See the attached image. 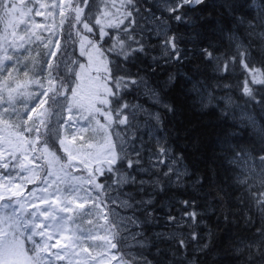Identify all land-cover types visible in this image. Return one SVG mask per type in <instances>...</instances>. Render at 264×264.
<instances>
[{"label": "snow or ice", "instance_id": "6c2138e0", "mask_svg": "<svg viewBox=\"0 0 264 264\" xmlns=\"http://www.w3.org/2000/svg\"><path fill=\"white\" fill-rule=\"evenodd\" d=\"M208 3L0 0V264H202L215 236L205 213L182 200L176 217L158 198L172 189L199 193L206 176L193 178L176 147L183 137L166 127L178 111L167 98L177 73L151 80L161 60L184 64L193 52L217 79H196L199 65L182 73L188 104L215 113L211 159L240 190L232 213L240 220H223L250 233L213 259L264 264V0H213L222 11L199 14ZM172 22L189 34L172 32ZM204 38L206 47L181 46ZM156 48L161 54L150 55ZM201 146L193 137V150ZM219 192L227 194L218 188L214 199ZM162 219L171 227L149 233Z\"/></svg>", "mask_w": 264, "mask_h": 264}, {"label": "trees", "instance_id": "16d2710c", "mask_svg": "<svg viewBox=\"0 0 264 264\" xmlns=\"http://www.w3.org/2000/svg\"><path fill=\"white\" fill-rule=\"evenodd\" d=\"M213 0H209V3L204 6L203 9L199 10V14H206L207 12H213L214 16L218 9L210 7ZM172 32H177L181 34H189L190 29L185 25H177L172 22L171 25ZM206 37L211 39H217L212 37L210 31L205 28L201 30ZM171 34V33H170ZM150 43L159 44L160 41H157L155 38H150ZM208 43L207 38L201 39L199 43L183 41L181 43L182 47L192 48V47H206ZM227 48L226 44H222L218 49V52H222ZM160 51V50H159ZM158 49L153 50L150 55L156 54L158 56ZM255 55V53H254ZM191 62H185L184 64H175L169 63L164 64L161 60L156 67L155 76L151 77L153 84L158 82H163L167 79L170 73H177L176 82L171 86L167 92V98L174 101L177 105L178 111L177 115L173 118H170L166 124L167 128L174 129L179 132L180 136L183 139H180L176 143L178 150L183 149L187 156V163L190 170L193 173V178L195 175H205L206 180L203 189L196 193L191 188L184 189H172L167 191L165 194L158 198V203L160 201H168L171 204V215L179 217L184 211L182 205L178 201L182 200H195L197 206L195 209L189 208L188 211H198L204 212L205 215L203 219L206 221L207 226L212 229L215 233L213 238V249L206 257H202V264H236V261L229 255L223 260L220 257L213 259V253L219 252L224 253L230 241H234L236 236H249L245 229L239 226V224L224 223L223 214L228 213L229 220H240V216H233L232 213L236 212L239 208L236 203L235 197L240 195V190L231 186V181L226 183L225 177L228 176V172L222 167H218L217 164L212 162V153L216 145L217 135L220 129L216 125L215 113L210 112L205 115H201L191 109L188 104V97L185 95L186 90L191 87V84L186 81L182 73L187 72L190 75L192 74V66L199 65L201 71L196 74V79H205L209 84L217 79L211 71V64H208L204 61L203 57L199 56L197 53H190ZM142 66L147 68L149 67L151 61L150 59H145L141 57ZM259 67V65H257ZM135 71L136 69L133 68ZM234 79H243V76L232 77L228 76L224 78V82H230ZM218 95H223L222 92L217 93ZM232 95L239 101L243 102L239 97L237 92H233ZM132 97V95H131ZM132 101V98L128 99ZM199 137L201 140V150L195 151L192 148V138ZM247 140L241 141V143H246ZM213 169L216 170L215 177H213ZM218 188L226 189L225 192H219L221 199H214L217 196ZM214 207L215 212L209 213L207 211L208 207ZM242 211V210H241ZM168 214V209L160 212L159 215L162 217ZM219 217V219H218ZM161 227L155 229H148L149 233L153 230L167 231L171 226L165 225L163 219L160 221ZM183 231L186 233L188 230L185 228ZM198 231L201 234L207 232V229L202 225ZM163 247H169V245L164 244Z\"/></svg>", "mask_w": 264, "mask_h": 264}, {"label": "rangeland", "instance_id": "374dc122", "mask_svg": "<svg viewBox=\"0 0 264 264\" xmlns=\"http://www.w3.org/2000/svg\"><path fill=\"white\" fill-rule=\"evenodd\" d=\"M39 19V18H38ZM59 18H57V20H58ZM157 41H159V40H157ZM156 49H158V56L161 54V50L159 49V48H156ZM160 50V51H159ZM155 56H156V54H154ZM134 71V70H133ZM133 100H132V102H137V99H134V98H137L135 95H132V97H131ZM127 99H129V98H127ZM139 102L140 103H143V104H145L146 106H148L149 105V102L146 100V99H143V98H141V99H139ZM169 226V225H168Z\"/></svg>", "mask_w": 264, "mask_h": 264}, {"label": "bare ground", "instance_id": "6f19581e", "mask_svg": "<svg viewBox=\"0 0 264 264\" xmlns=\"http://www.w3.org/2000/svg\"><path fill=\"white\" fill-rule=\"evenodd\" d=\"M127 98H129V99H130V98H131V96H128ZM134 99H137V98H134ZM132 100H133V99H132Z\"/></svg>", "mask_w": 264, "mask_h": 264}]
</instances>
